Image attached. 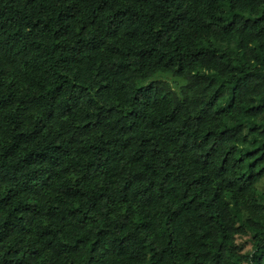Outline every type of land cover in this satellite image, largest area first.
<instances>
[{
    "label": "trees",
    "instance_id": "obj_1",
    "mask_svg": "<svg viewBox=\"0 0 264 264\" xmlns=\"http://www.w3.org/2000/svg\"><path fill=\"white\" fill-rule=\"evenodd\" d=\"M0 264H264V0H0Z\"/></svg>",
    "mask_w": 264,
    "mask_h": 264
},
{
    "label": "rangeland",
    "instance_id": "obj_2",
    "mask_svg": "<svg viewBox=\"0 0 264 264\" xmlns=\"http://www.w3.org/2000/svg\"><path fill=\"white\" fill-rule=\"evenodd\" d=\"M238 243L242 245L243 251H246L250 248V243L245 238H237Z\"/></svg>",
    "mask_w": 264,
    "mask_h": 264
}]
</instances>
